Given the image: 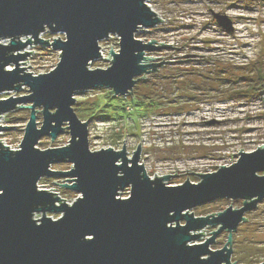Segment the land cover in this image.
<instances>
[{
	"label": "water",
	"instance_id": "1",
	"mask_svg": "<svg viewBox=\"0 0 264 264\" xmlns=\"http://www.w3.org/2000/svg\"><path fill=\"white\" fill-rule=\"evenodd\" d=\"M148 1L0 0V94L24 86L30 91L1 98L0 118L16 109L31 113L19 149L0 140V264H236L233 235L248 220L247 212L264 200V146L241 150L232 165L196 173L199 182L171 185L177 174L152 178L147 173L140 163L141 143L132 156L125 142L121 150H91L90 121L74 109L79 92L106 88L116 97L131 95L142 79L166 65L146 53L172 44L137 38L140 28L162 22ZM214 18L222 29L235 30L228 15ZM46 31L65 37L47 40ZM113 34L120 48L115 52L112 46L109 68L92 69L91 63L102 57L100 41ZM33 42L59 51L60 61L50 72L34 74L21 65L33 51H20ZM13 126L0 125V134ZM67 131L66 146L38 145L46 136L55 141ZM58 163L73 168L54 170ZM47 177L67 178L58 186L79 196L68 203L57 192L39 188ZM126 188L129 197H120ZM223 198L241 199L243 206L202 216L192 211ZM38 213L43 215L37 219ZM213 226L210 237L195 242ZM224 231L227 243L213 250Z\"/></svg>",
	"mask_w": 264,
	"mask_h": 264
},
{
	"label": "rangeland",
	"instance_id": "2",
	"mask_svg": "<svg viewBox=\"0 0 264 264\" xmlns=\"http://www.w3.org/2000/svg\"><path fill=\"white\" fill-rule=\"evenodd\" d=\"M150 4L162 22L150 30L140 28L137 38L145 42L155 39L159 45L162 42L172 44L170 49L146 53L153 62L166 61V65L155 72L159 75V80L155 78V81H159L165 88L168 86L166 96L174 101L184 104V100L191 98L188 94L196 97V100L187 102L186 108L176 113L154 110L143 115L138 114L134 105L129 104L126 109L130 115L108 119L104 117L106 113L96 115L90 110L91 106H95L99 101L109 105L111 103L105 99L109 90L98 88L77 93L74 109L76 111L80 105L82 112L77 110V114L80 113L83 121H90L91 150L109 147L121 150L125 142L129 156H132L141 143L143 148L140 163H144L151 177L156 178L157 173H169L177 175H173L168 184L179 185L188 179L199 182L198 174L209 172L211 169L217 170L222 165H232L238 160L241 150L253 152L264 146V94L260 93L252 98H227L220 91L229 89L230 85L223 88L220 82L214 83V78L206 80L201 76L216 69L220 62L233 68L245 67V71L252 74H264V0H150ZM216 13L231 17L235 30L229 32L222 29L214 18ZM42 36L51 41L56 37H65L62 34H51L49 31L44 32ZM28 39L30 38H23V41ZM100 44L102 57L91 63L92 69L109 68L112 46L115 52L120 48L119 37L115 34L100 41ZM25 51L33 52L29 54L28 59L22 60L26 63L21 65L34 74L50 72L61 58L59 51L34 42L20 53ZM108 55L110 58L107 59ZM10 68H14V65ZM241 71L243 70H235L238 75ZM185 72H196L194 76L189 77L191 84L186 94L176 84V76ZM151 77V74L146 76ZM207 81L211 84H207ZM263 89L264 83L259 91ZM29 93L28 88L24 86L20 92L1 93L0 99ZM131 96L132 94L127 95V100L131 101ZM183 96L186 98H182ZM112 102L117 104L119 101L114 99ZM38 110V121L41 122L42 108ZM30 115V110L26 108L3 114L0 125L15 126L12 130L2 131L0 140L14 148L18 147L24 138ZM212 120L217 123H210ZM70 138L71 135L67 131L55 141L46 136L38 145L42 149L63 147L68 145ZM52 168L69 171L73 166L71 163H58L52 165ZM188 172L191 173L187 174ZM65 182L67 178L63 177L42 178L39 188L57 192L58 196L70 203L79 195L58 186L59 183ZM129 194L130 188H126L119 196L125 198L129 197ZM230 205L242 207L243 200L223 198L196 207L192 211L197 216L210 215L224 211ZM42 215L38 213L35 218L38 219ZM49 215L54 219L60 217L58 214ZM246 216L248 220L241 223L233 235L232 262L260 264L264 262V200L255 210L247 212ZM215 229L214 226L207 227L202 232L203 238L195 242H203ZM227 241L228 232L224 231L211 248L222 249Z\"/></svg>",
	"mask_w": 264,
	"mask_h": 264
},
{
	"label": "trees",
	"instance_id": "3",
	"mask_svg": "<svg viewBox=\"0 0 264 264\" xmlns=\"http://www.w3.org/2000/svg\"><path fill=\"white\" fill-rule=\"evenodd\" d=\"M235 70L243 71H241L242 73L238 75ZM195 74L196 72H185L184 74L179 73V75L176 76V84L179 86V89H181L185 94L186 92L188 93L191 84V79L189 77H192ZM151 75H153V77L144 78L135 86L136 91L132 93L131 101L127 100V96L116 97L114 95L107 94L105 95V99L111 102L110 105L107 104V102L102 103L101 101H99L98 103H95V106H91L90 110H93L96 115L101 112L106 113L104 117H107L108 119L115 117L121 118L130 115V113H128L126 109L127 105L129 104L134 105V109H136V112L141 115L154 110H160L162 111V113H176V111L178 112L186 108L185 104L187 102L196 100V97L188 94L189 98H191L186 101L184 100V104H181V102L177 100L174 101L169 96H166L168 86L167 88H165L163 85H160L161 83L159 81H155V78H157L159 75H157L155 72H152ZM201 76L205 77L206 80L214 78V83L220 82L223 88L230 85L228 87L229 89H221L222 91H220L223 96L227 98H252V96H258L260 94L259 88L262 86L264 80L263 73L252 74V72L245 71V67L234 66L233 68V66H227V64L222 62L218 63L216 69L209 70L207 72V75L204 74ZM157 80H159V78H157ZM208 83L211 84L210 81H207V84ZM182 98H186V96H183ZM114 99H118L119 102L117 104H113L112 101ZM112 105L114 107H111ZM77 110L80 111V113L82 112L80 105L76 108V111ZM80 113L79 116L81 118Z\"/></svg>",
	"mask_w": 264,
	"mask_h": 264
},
{
	"label": "built area",
	"instance_id": "4",
	"mask_svg": "<svg viewBox=\"0 0 264 264\" xmlns=\"http://www.w3.org/2000/svg\"><path fill=\"white\" fill-rule=\"evenodd\" d=\"M148 5H149V7H151V4H150V0L148 1ZM6 145H8L6 142H4ZM9 147H11L12 149L14 148V147H12V146H10V145H8ZM20 148V146H18V147H15L14 149H19ZM220 168V167H219ZM214 171H216V170H210L209 172H205V173H211V172H214ZM167 174H169V173H167ZM166 174V175H167ZM156 176H165V174L163 175V174H159V173H157V175ZM153 178V177H152ZM168 183H169V181H168ZM167 183V184H168ZM181 184V183H180ZM171 185H173V184H171ZM74 200H72V201H70V202H73Z\"/></svg>",
	"mask_w": 264,
	"mask_h": 264
}]
</instances>
